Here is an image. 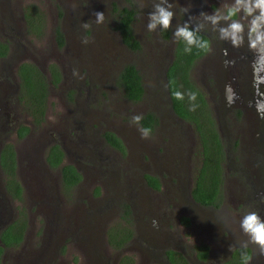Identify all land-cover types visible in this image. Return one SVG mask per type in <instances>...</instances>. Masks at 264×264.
Here are the masks:
<instances>
[{"label":"rangeland","instance_id":"374dc122","mask_svg":"<svg viewBox=\"0 0 264 264\" xmlns=\"http://www.w3.org/2000/svg\"><path fill=\"white\" fill-rule=\"evenodd\" d=\"M182 1L170 0L186 4ZM143 2L141 10L136 0H0V39L9 43L7 55L0 58V146L13 145L17 178L23 187L22 200L13 199L4 188L0 168V224L12 221L22 205L27 217L22 242L3 251L2 264H118L122 254L131 255L134 264H168L163 255L166 248L179 250L191 264H216L231 244L246 239L239 229L246 212L257 210L264 217V208L251 205L258 204L264 182L258 183L242 164L239 153L249 157L248 146L232 147L234 132L224 103L225 84L231 83L238 94L245 89L228 69L250 72L251 55L234 58L235 66L226 68L224 60L232 57L224 56L222 48L215 49L221 41L208 32L213 52L191 69V78L205 92L215 119L225 122L223 141L228 153L223 201L218 208L203 206L190 194L200 163L196 135L189 123L173 113L166 90L164 72L171 57L172 30L168 36L163 31L149 32L147 14L155 0ZM221 2L200 0L199 6L212 12ZM30 3L43 11L41 35L26 29L23 11ZM178 5L174 25L185 21ZM123 6L135 9L132 29L141 44L137 50L128 48L115 28ZM97 11L106 15L103 25L95 24ZM84 22L88 29L81 27ZM56 26L63 32L61 46ZM84 37L89 39L86 45ZM24 61L35 63L47 76L52 63L61 73L59 81L48 86L46 113L38 125L16 101L17 87L9 90L19 82L17 66ZM128 62L142 76L144 93L139 100L126 98L117 83L119 70ZM74 69L79 77L73 75ZM239 104L240 100L233 106ZM149 111L158 121L151 138L142 139L131 117ZM19 124L29 126L22 137L17 133ZM106 130L121 139L124 151L103 138ZM54 142L67 151L64 161L77 162L82 173L69 191L60 184L59 168L45 162L46 149ZM257 157L264 162L263 154ZM146 173L159 177V189L146 183ZM125 203L131 209L132 236L122 248L114 249L106 232L116 224L128 225ZM182 216L189 218V224ZM201 242L210 248L204 261L192 252L193 245ZM255 255L259 256L256 249ZM255 263L253 259L251 264Z\"/></svg>","mask_w":264,"mask_h":264},{"label":"trees","instance_id":"16d2710c","mask_svg":"<svg viewBox=\"0 0 264 264\" xmlns=\"http://www.w3.org/2000/svg\"><path fill=\"white\" fill-rule=\"evenodd\" d=\"M135 9L123 6L118 9V19L115 25L120 34L122 42L130 49L137 50L141 44L135 37L132 29V21ZM23 16L26 29L33 35H41L44 29V14L33 4L24 6ZM55 36L58 45L64 42V36L59 26L55 27ZM169 31H163L164 36H168ZM205 38H208L204 33ZM209 39V38H208ZM183 42H175L173 57L165 69V83L170 99V107L173 113L189 123L195 130L198 137V153L200 163L197 166L190 194L192 199L203 205L218 208L223 201L224 183V143L217 130L216 120L210 108L209 102L202 88L191 78L190 70L194 61L205 53L193 49L191 54L184 52ZM9 50V43L0 39V56H5ZM19 98L24 108L31 116L35 125L44 120L46 98L49 84H56L60 79V71L55 64L49 65V76H47L39 66L31 61L21 62L18 66ZM117 83L123 90V95L130 100H139L144 93L142 76L134 63L128 62L123 65L117 75ZM176 90L187 92L188 90L198 92L196 103L199 107L196 111H189L187 98L184 101L174 99L172 93ZM158 121L153 112L143 114L142 126L153 128ZM29 130V126L21 124L17 133L22 137ZM106 141L113 147L124 151L121 139L112 131L106 130L103 133ZM63 150L58 143L49 146L45 155V160L52 168L59 167L61 173L62 186L66 191L71 190L81 179V173L72 163H63ZM0 168L4 174V188L7 193L16 200H22L23 187L17 178V158L16 151L12 144H5L0 150ZM153 188L160 187L159 179L152 174H144ZM98 190L96 189V193ZM125 214L129 217L124 218L128 223L126 226L118 224L107 229L106 236L109 245L114 249L122 248L132 236L130 207L125 203ZM185 224H189V218L182 216ZM27 217L24 206L22 205L17 216L0 229V264L3 251L6 248L19 245L25 234ZM192 252L198 260L204 261L208 258L210 248L206 243L194 244ZM250 255V249H247ZM168 264H191L188 258L179 250L166 248L163 252ZM118 264H134L131 255L122 254L118 258ZM150 264H161L151 262ZM217 264H241L240 248L233 251Z\"/></svg>","mask_w":264,"mask_h":264},{"label":"clouds","instance_id":"9594fccd","mask_svg":"<svg viewBox=\"0 0 264 264\" xmlns=\"http://www.w3.org/2000/svg\"><path fill=\"white\" fill-rule=\"evenodd\" d=\"M138 8L143 9V0H136ZM75 7V5H74ZM191 5L179 7V11L187 15L183 23L173 24L177 16V4L170 0H155L152 10L147 14L146 28L149 32L166 31L171 29L174 42H183L184 52L191 54L193 49L204 53L213 52L212 40L205 38L203 33L210 32L219 41L227 42L235 49L245 48L251 54L250 68L252 73L253 98L248 101V107L255 110L259 119L264 120V0H222L219 7L212 12L200 11L191 14ZM95 24L103 25L106 19L104 12H94ZM81 27L88 29V22ZM83 44H88L89 39L84 37ZM224 56L228 55L227 49L223 50ZM236 60H224V66H235ZM73 75L79 77V70L74 69ZM174 99L184 101L187 98L189 111H196L198 92L176 90L172 93ZM240 100V96L231 83L224 86V103L232 107ZM142 114H135L131 121L137 126L142 139L152 136V129L141 124ZM157 224L153 221V225ZM240 232L246 239H241L230 246V251L235 247L240 248L241 264H251L253 257L248 254L249 246H255L259 255H264V217L257 210H249L239 221Z\"/></svg>","mask_w":264,"mask_h":264},{"label":"flooded vegetation","instance_id":"af4514ba","mask_svg":"<svg viewBox=\"0 0 264 264\" xmlns=\"http://www.w3.org/2000/svg\"><path fill=\"white\" fill-rule=\"evenodd\" d=\"M184 3L185 2H183L182 4H180V3H177V4H179L178 5L179 7H187V6L191 5L192 6L191 7V14H193V15H197V14H199L200 11H202L201 6H199L200 5V0H186V4H184ZM182 14H183V17H185V20H187V18H188L187 15H185L184 13H182ZM176 18H177V16H176ZM204 34L209 39H211L209 33H204ZM213 42L214 41H212V44H213ZM174 46H175V42L173 41V44H172V47H171V57H170V60L173 57V49H174ZM214 47H215V49H216V47L222 48V52H223L224 49H227L228 55L226 57L227 58L232 57V59L235 58L236 60L238 58L239 59H242V58H245V57H248V56L251 55L248 51H245V52L241 51V50H246L245 48L237 49V54L235 53L236 51L233 53V51L236 50V49L233 48L227 42H223V41H221V44L220 45H215ZM206 54L207 53H205L204 55L198 57L194 61V63L197 60L203 58ZM3 57L4 56H0V58H3ZM18 66H17V69H18ZM248 67L250 69V72L248 71V69H244V68H242L240 70H234L235 68L234 69H232V68L231 69H228V71L231 72L234 75V77L240 82V84L242 85V88H245V89L242 90V93L239 94V96H240V104L237 105V106L229 107L225 111L227 113L226 114L227 120H229L230 123H231V128H232L231 132L232 131L234 132L233 135H232L233 136L232 143H234V146H232V147H239V146H242V145H244V146L247 145L248 146V148H249V157L248 156H244V154L242 155V153H243L242 151H240L239 157L242 159V164H244L245 167L248 168L250 175L255 180H257L258 183H261V182H264V162L258 161V157L257 156H259L260 154H263V156H264V120L259 119L258 116L256 115L255 110L248 107V101L253 98L252 73H251L250 66H248ZM213 70L215 71L216 70V67ZM232 70H234V71H232ZM17 73H18V71H17ZM190 75H191V70H190ZM164 76H165V72H164ZM17 77H18V80L20 81V78H19V75L18 74H17ZM14 81H15V78H14ZM18 83L14 87H12V85H13V83H12V85L9 88V90L12 91V90H14L17 87V91H18L19 90L18 89L19 88L18 87L19 86ZM1 84H2V82H1ZM14 95H15L16 101L17 102H20L19 92H18V94L17 93H14ZM8 96H9V94H8ZM169 102H170V99H169ZM8 107H11V106L8 105ZM25 111L27 112L26 109H25ZM6 114L8 115V112H6ZM0 120H1V118H0ZM8 120L9 119L7 118V121ZM215 120H217L216 121V126H217V130L219 132V135L221 137V141L224 143V141H223V132H224V123L225 122L223 121V123H222L223 125L220 124L217 116H216V119ZM245 122H247V126H245ZM190 127H191V129L194 130V128L191 125H190ZM225 130L227 131V129H225ZM193 133H195L196 139H197V143H198V137H197V134H196L195 130H194ZM228 133H229V131H227V134ZM103 138L105 139L104 136H103ZM243 143H245L246 145L243 144ZM59 145L61 146V148L63 150V159H62V162H61V164H63V163H66L64 161L65 157L68 158L67 157V151L64 149V147L61 144H59ZM1 148H2V146H0V150H1ZM48 148L46 149V153H47ZM226 149L227 148H226V146L224 144V151H225V156H224V161H223V165L224 166L226 164V160H227V157H228V153H227V150ZM46 153H45V155H46ZM16 158H17V156H16ZM45 162H46V160H45ZM67 163H71V162H67ZM72 164H74L75 167L77 168V170L80 172V170L78 169V166H77V162L76 163H72ZM47 165H48V163H47ZM57 168H59V167H57ZM59 171H60V169H59ZM81 178H82V173H81ZM157 178L159 179V177H157ZM59 179H60V184L62 186L61 173L60 172H59ZM79 181L74 186H76L79 183ZM145 181L148 184V182H147L146 179H145ZM148 185L151 188H153L150 184H148ZM153 189H156V188H153ZM253 196L255 197L256 195H253ZM258 196H261V198L259 200H257L258 201V204L256 205V203H253L251 205L253 207L258 206V207L264 208V184H263L262 188L259 189V195ZM57 233H61L60 232V229H59V232H57ZM230 246L228 247L227 254L225 255V257L221 258L220 260L226 258L231 253V251L229 250L230 249ZM235 248H238V246L235 247ZM249 249H250V255L253 257V259H256V263L255 264H264V255H262L260 258H258L260 255L258 257H257V255H255V246H251L250 245L249 246ZM209 254H210V252H209ZM220 260H218L216 262V264L218 262H220ZM25 263H23V264H25ZM26 264H29V262L26 263ZM30 264H33V263H30Z\"/></svg>","mask_w":264,"mask_h":264},{"label":"water","instance_id":"95a60500","mask_svg":"<svg viewBox=\"0 0 264 264\" xmlns=\"http://www.w3.org/2000/svg\"><path fill=\"white\" fill-rule=\"evenodd\" d=\"M168 98H169V96H168ZM5 224H7V222H6V221H3L2 224H0V229H1Z\"/></svg>","mask_w":264,"mask_h":264}]
</instances>
